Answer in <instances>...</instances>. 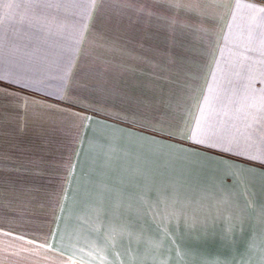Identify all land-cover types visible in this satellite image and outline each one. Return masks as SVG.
<instances>
[{
	"label": "crops",
	"instance_id": "1",
	"mask_svg": "<svg viewBox=\"0 0 264 264\" xmlns=\"http://www.w3.org/2000/svg\"><path fill=\"white\" fill-rule=\"evenodd\" d=\"M0 264H264V0H0Z\"/></svg>",
	"mask_w": 264,
	"mask_h": 264
},
{
	"label": "snow or ice",
	"instance_id": "2",
	"mask_svg": "<svg viewBox=\"0 0 264 264\" xmlns=\"http://www.w3.org/2000/svg\"><path fill=\"white\" fill-rule=\"evenodd\" d=\"M177 139L182 140V139H184V137H182V136H178Z\"/></svg>",
	"mask_w": 264,
	"mask_h": 264
}]
</instances>
